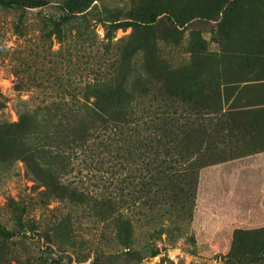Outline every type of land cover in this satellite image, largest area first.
I'll list each match as a JSON object with an SVG mask.
<instances>
[{"label": "rangeland", "instance_id": "1", "mask_svg": "<svg viewBox=\"0 0 264 264\" xmlns=\"http://www.w3.org/2000/svg\"><path fill=\"white\" fill-rule=\"evenodd\" d=\"M21 1L0 5V224L16 201L35 229L0 237V264H264V227L201 243L191 224L201 166L264 146L241 108L264 101V0ZM105 78L117 126L91 149L41 138V105Z\"/></svg>", "mask_w": 264, "mask_h": 264}, {"label": "crops", "instance_id": "2", "mask_svg": "<svg viewBox=\"0 0 264 264\" xmlns=\"http://www.w3.org/2000/svg\"><path fill=\"white\" fill-rule=\"evenodd\" d=\"M241 108L264 131V101ZM191 224L201 243H231L240 230L264 227V146L200 168Z\"/></svg>", "mask_w": 264, "mask_h": 264}, {"label": "trees", "instance_id": "3", "mask_svg": "<svg viewBox=\"0 0 264 264\" xmlns=\"http://www.w3.org/2000/svg\"><path fill=\"white\" fill-rule=\"evenodd\" d=\"M21 3V0H0V5L4 7H17L20 6ZM52 20V25L57 29H61L62 21L60 19ZM119 87L120 85L115 84L113 79L110 80L105 78L86 84L82 100L78 98L57 97L45 102L40 107L45 110V112L42 113V120L48 122V127L42 132L41 138L50 143L56 142L60 145L69 144L71 147L88 146V149H91L87 141L94 135V132L97 131L96 136H99V131L101 129H105L109 124L113 125V127L117 126L116 124L120 120V110L117 109L113 113L112 109L108 108V105L102 102L104 97L111 98L115 96ZM132 102L133 98L129 103L124 105L129 112L133 111L134 105ZM47 113H49V116ZM127 114L124 115V117L127 118ZM77 117H82L85 121L79 134L73 130V122ZM61 125L67 130V132L62 133L63 135L57 133ZM64 155L65 154H63V156L57 155L56 163L55 161H53L54 164L51 163L56 172L60 175L70 172L72 168L68 161V157L70 156ZM14 205L15 220L18 222L19 227L11 229L0 224V237L3 240H10L19 234L20 230L25 228L27 224H31L33 226L32 228L35 229V223L33 221L29 223V220L24 217V209L20 207L19 204L17 205L16 201Z\"/></svg>", "mask_w": 264, "mask_h": 264}]
</instances>
